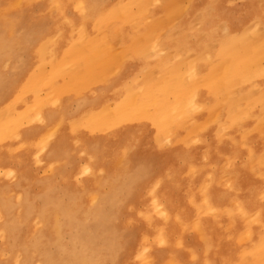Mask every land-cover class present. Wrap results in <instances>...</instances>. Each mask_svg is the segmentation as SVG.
Segmentation results:
<instances>
[{"label": "bare ground", "instance_id": "bare-ground-1", "mask_svg": "<svg viewBox=\"0 0 264 264\" xmlns=\"http://www.w3.org/2000/svg\"><path fill=\"white\" fill-rule=\"evenodd\" d=\"M29 5L0 24V264H152L184 212L219 205L179 156L225 159L245 128L264 146V0ZM206 248L201 264L228 263Z\"/></svg>", "mask_w": 264, "mask_h": 264}, {"label": "rangeland", "instance_id": "rangeland-1", "mask_svg": "<svg viewBox=\"0 0 264 264\" xmlns=\"http://www.w3.org/2000/svg\"><path fill=\"white\" fill-rule=\"evenodd\" d=\"M4 2L5 6H0L2 11L0 24L9 27L21 17L19 10L26 11L31 7L30 0H25L21 8L16 4V0L14 2L4 0ZM11 4H15V8L5 11ZM26 13L29 15L27 11ZM6 31L5 43L18 47L17 41L8 32L10 29ZM243 131H245L243 140L234 139L233 132H226L224 135L225 143L229 148V155L225 159L218 158L213 162L208 160L205 157L207 149L205 142L199 143L195 148H188L185 158L179 156L180 164L187 159L188 162L199 167V170L190 173L189 179L204 180L208 176L212 178L218 186L219 205L217 204L216 210L209 211L206 203L200 199L198 202L200 211L184 212L182 221L186 229L176 234L167 246L157 245L151 249L152 264H201L203 258L207 257V246L214 250H221L222 256L229 257L228 263L225 264H264V163H262L264 159L259 156L262 150L264 151V146L262 148L261 135L252 133L246 128ZM126 160V157L123 158L120 164L125 165ZM35 171L44 173L37 168ZM172 178L175 185L187 197L194 191L199 194L198 186L193 191L183 190L179 177ZM247 185L249 186L246 187ZM238 199L248 210L247 214H243L238 209ZM195 221L197 222L194 223ZM198 223L202 228L203 226L208 228L206 233L200 230ZM212 231L217 234L213 235ZM151 241L149 239V242ZM147 242L145 239L139 241L140 244ZM193 242L196 243L197 248L192 245ZM1 244L5 245L4 240L0 238ZM162 253L165 255L163 259ZM0 254H4L1 249ZM129 256L133 261L130 264L144 263L142 257H136L135 251L130 250ZM169 256L174 257L168 259Z\"/></svg>", "mask_w": 264, "mask_h": 264}, {"label": "crops", "instance_id": "crops-1", "mask_svg": "<svg viewBox=\"0 0 264 264\" xmlns=\"http://www.w3.org/2000/svg\"><path fill=\"white\" fill-rule=\"evenodd\" d=\"M260 138H261V136H260ZM168 252H171V251H168Z\"/></svg>", "mask_w": 264, "mask_h": 264}]
</instances>
